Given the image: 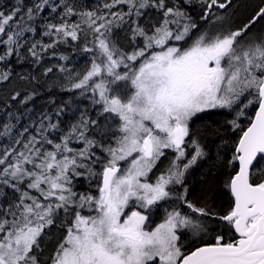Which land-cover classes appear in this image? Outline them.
<instances>
[{
	"label": "snow or ice",
	"instance_id": "1",
	"mask_svg": "<svg viewBox=\"0 0 264 264\" xmlns=\"http://www.w3.org/2000/svg\"><path fill=\"white\" fill-rule=\"evenodd\" d=\"M194 3L204 8L202 19L213 14L214 6L226 7L220 0H111L104 5L113 17L108 20L91 11L77 13L65 3L61 23L46 24L43 35L63 42L76 41L83 24L91 29L95 47L84 49L94 53L91 67L68 90L98 95L94 103L105 121L115 118V130L82 116L57 143L48 131L59 132L58 125L41 122L22 151L0 154V183L22 192L14 206L0 213V264H41L40 238L61 213L66 231L50 264H264V40L244 38L249 24L202 33L185 47L181 42L197 28L187 11ZM119 5L127 11H112ZM58 6L52 0H35L31 6L16 0L10 10L0 11V82L12 75L10 60L20 62L25 34L36 32L30 22L46 11L60 15ZM148 8L162 19L145 28L139 17ZM72 15H79L81 23L64 20ZM257 16H264V8ZM121 24L131 25V51L109 39L112 27ZM38 46L47 51L55 43L33 42L26 51L36 61L41 59ZM18 98L19 93L12 96ZM213 109L234 112L232 130L240 129L227 160L233 206L222 216L191 203L186 187L179 190L186 172L207 155L191 138V123ZM249 109L254 118L241 128ZM92 129L94 138L88 134ZM169 152L174 155L168 167L152 182L154 169ZM81 176L98 178V196L74 191L73 180ZM167 201H179L191 214L173 207L162 223L149 228V213ZM208 219L226 222L232 238L218 235L212 243L185 248L182 236L203 239Z\"/></svg>",
	"mask_w": 264,
	"mask_h": 264
},
{
	"label": "trees",
	"instance_id": "2",
	"mask_svg": "<svg viewBox=\"0 0 264 264\" xmlns=\"http://www.w3.org/2000/svg\"><path fill=\"white\" fill-rule=\"evenodd\" d=\"M242 1L244 2L220 0V2L226 3V7L218 8L214 6L212 9L213 14L209 15L207 19H202L204 8L200 4L194 3L191 7H187L188 13L197 24V28L192 31L190 37L193 38L196 33L201 32V27L214 19L219 12H225L223 14L228 16L229 9L232 8L236 11L238 5L240 7L242 5L245 9L251 4L255 5L256 2L258 4L260 0ZM246 1H252V3ZM24 2L31 6L35 0H24ZM52 2L58 3L57 11L60 12V15L46 11L38 16L36 20L30 22L36 28V32L25 34V38L21 40L24 47L19 49L20 62L15 57L11 59L8 67L12 75L8 81L0 82V154H3L6 149L11 151L13 148L22 151L23 142L38 134L41 122L45 126L49 123L58 125L59 132L51 129L48 131L49 136L56 138L57 143L61 142L59 137L66 134L72 125L77 124L82 116L97 120L104 127L106 126L102 121L105 114L101 113V106L94 103V100L98 99V95L94 96L91 90L87 92L79 89L68 90L71 88L72 83L77 82L91 67L94 53L84 50L85 47H95L94 34L91 29L83 24V30H78L79 38L76 41L69 39L67 42H63L62 39L57 37L44 36L43 31L47 23H61V16L63 15L61 9L65 3L73 7L77 13L91 11L112 20L113 17L110 15L109 9L104 7L105 3H110L111 0H52ZM15 4L16 0H0V11L6 12ZM253 9L250 8L244 22L247 19L251 20L250 23L254 26L251 32L256 28V33L259 29H264V18L259 19V17L253 23L254 17L251 16ZM117 10L127 11V6L119 5L118 8L112 9V11ZM142 12L144 14L139 17V24L145 28L157 24L162 19V14L154 8L143 9ZM237 14L239 12L235 13V15ZM232 15L234 14L231 13L229 16ZM64 20L68 21L69 24H73L81 23L82 18L79 15H72L64 17ZM98 23L100 21H97ZM130 29V24H121L119 27L114 25L109 39L114 40L121 50L131 51L135 45L131 42L132 33ZM33 42H38L41 45L55 43V47L42 51L38 46L36 50L40 53L41 59L36 61L26 51ZM185 42L188 43V40ZM2 68H4V65L0 64V69ZM48 68H52V71L45 75ZM16 93H19V98L13 100L12 96ZM25 97H31V99L27 103L21 102L22 98ZM83 97H89L90 100L83 103L84 111H78L76 107H73V103ZM247 111L249 116L241 118V128H245L254 116L252 109ZM235 118V113L228 109L209 110L200 114L198 118H194L191 123V138L196 139L203 146L207 155L196 163L195 167L185 176L183 187L179 188L180 191H183L184 187L187 188V199L195 206H206L220 216L226 214L233 206V199L227 187L232 170L228 167L227 160L231 157L232 149L240 134V129L232 130L230 121ZM108 119L115 125V118L109 116ZM25 128L28 129L27 132H24ZM113 130H115V126H113ZM95 131V129L89 131L90 138H94ZM22 133L23 135H21ZM17 140H20L21 143H16ZM77 145L73 143L71 146L77 147ZM46 147L51 148L47 145ZM12 158L9 157V159ZM2 167L3 165H0V168ZM26 167H31V165ZM95 167L97 171L100 170L98 165ZM98 183V178L81 176L74 178L73 187L78 194L98 196ZM20 188L22 191L38 196V193L28 189L25 185H20ZM21 194L22 192L15 191L14 188L0 183V213L6 212L14 206L19 201ZM172 204L174 202H161L159 207H154L151 210L149 213L150 218H154L155 221L162 220L167 211L173 206ZM173 207H180L183 212L191 214V210L181 207L179 201ZM7 218L10 220L11 216ZM211 220L214 224L212 230L214 236L223 235L226 240L232 238L230 236L231 230L227 227L226 222L208 219V223H211ZM64 222L65 218L61 213L54 225L44 229L45 234H42L40 238L41 247L38 250L41 264H50L49 257L53 255L58 243L65 235L66 230L61 226ZM152 222L148 221L147 226H151ZM184 237H186V234L182 236V241H184ZM203 243H212V241L209 239L199 243L196 242L188 249Z\"/></svg>",
	"mask_w": 264,
	"mask_h": 264
},
{
	"label": "rangeland",
	"instance_id": "3",
	"mask_svg": "<svg viewBox=\"0 0 264 264\" xmlns=\"http://www.w3.org/2000/svg\"><path fill=\"white\" fill-rule=\"evenodd\" d=\"M244 2L242 0H239V2ZM247 3H252V1H246ZM226 4V3H225ZM256 5H257V2H256ZM255 5L254 4H251L249 7H246L245 9L242 7H240V5L237 6V9L239 14L235 15V13H237L235 10H233L232 8L229 9L230 10V13L229 15L232 13L234 15L232 16H226L227 14H223L225 12H219V14H217L215 16L214 19L210 20L208 23L204 24L203 27H201V32H198L196 33V36L195 37H190L188 40V43L183 41L181 43L184 44L185 47L187 46H190L191 43L197 38V36H199L200 34L202 33H205V32H209V33H215L217 31H227V30H238V29H241L243 28L245 25H249L250 24V27L247 29V32L244 33V38H246L247 40L249 41H252V40H256V41H259V40H264V29H259L258 32L255 33V30L253 32H251L252 29H254V26L251 25V20L247 19V21L244 22L246 16L249 14L250 12V8L251 10L253 9ZM242 8V9H241ZM226 16V17H225ZM217 17H219L220 19H217ZM224 17V18H223ZM244 22V24H243ZM264 27V26H263ZM173 28H175V26H173ZM251 33H249V32ZM86 73V72H85ZM84 73V74H85ZM83 74V75H84ZM90 98L89 97H83L79 100H76L74 101L73 103V107L78 110V111H84V102L86 101H89ZM72 109V107H71ZM106 115V114H105ZM105 115L103 116V122L104 124H106L105 127H107V125H109L111 123L110 119H108L107 121H105ZM111 125L115 126L113 123H111ZM80 146L77 145V147H74V148H79ZM174 154L169 152L167 154L166 157L162 158L161 159V162L158 164L160 166H157L156 169H154V174L152 175V182H155V175H158L159 172L163 171L165 168L168 167L170 161H171V158ZM203 159V158H202ZM200 161V159L197 160V162ZM196 165V164H195ZM195 165H193L185 174V176L192 170L193 167H195ZM39 195V194H38ZM41 199H43L41 197ZM28 203H30V201H28ZM167 213L164 215V218L160 221H155V225L149 227V228H154L155 226H157L159 223H162L166 217ZM218 220V219H217ZM149 223L147 222V225ZM211 226L214 227V224L211 222L208 223V229H211ZM213 235V232H211V230H208V232L204 235L203 239H200L198 237H193L191 235V233H186V237L183 238L184 241H182L181 243L184 245L185 248H190V246L192 244H195L196 242H201V241H204V240H211L213 241V238L215 237Z\"/></svg>",
	"mask_w": 264,
	"mask_h": 264
},
{
	"label": "flooded vegetation",
	"instance_id": "4",
	"mask_svg": "<svg viewBox=\"0 0 264 264\" xmlns=\"http://www.w3.org/2000/svg\"><path fill=\"white\" fill-rule=\"evenodd\" d=\"M262 8H264V0H260L259 1V3L256 5L255 4V8L253 9V13H251V16H253L254 17V22H255V20H257V18H259V19H262V18H264V16H257V14L259 13V11H260V9H262ZM236 12H238V10H236ZM243 24H244V22H243ZM252 24V23H251ZM188 152H189V154H191L192 153V149L189 147V149H188ZM168 202H174V204H172L173 206H176L177 205V201H168ZM173 206H171V208L168 210V211H171L172 210V208H173ZM181 211H182V209L180 208V207H178ZM150 216V215H149ZM149 221H153L152 222V225L151 226H153V225H155V220H154V218H150L149 219ZM211 222H212V220H211ZM213 223V222H212ZM211 224V223H210ZM151 226H149V227H151ZM228 227V226H227ZM214 229V227L213 226H211V229H209V230H211V232H212V230ZM213 236V235H212ZM213 242V241H212Z\"/></svg>",
	"mask_w": 264,
	"mask_h": 264
},
{
	"label": "water",
	"instance_id": "5",
	"mask_svg": "<svg viewBox=\"0 0 264 264\" xmlns=\"http://www.w3.org/2000/svg\"><path fill=\"white\" fill-rule=\"evenodd\" d=\"M253 118H254V116H253ZM231 194V193H230ZM232 199H233V197H232Z\"/></svg>",
	"mask_w": 264,
	"mask_h": 264
},
{
	"label": "bare ground",
	"instance_id": "6",
	"mask_svg": "<svg viewBox=\"0 0 264 264\" xmlns=\"http://www.w3.org/2000/svg\"><path fill=\"white\" fill-rule=\"evenodd\" d=\"M201 160V159H200Z\"/></svg>",
	"mask_w": 264,
	"mask_h": 264
}]
</instances>
